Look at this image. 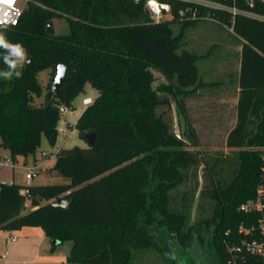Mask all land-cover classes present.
I'll return each instance as SVG.
<instances>
[{
	"label": "trees",
	"instance_id": "trees-1",
	"mask_svg": "<svg viewBox=\"0 0 264 264\" xmlns=\"http://www.w3.org/2000/svg\"><path fill=\"white\" fill-rule=\"evenodd\" d=\"M158 1L169 5L158 22L146 15V0H30L16 25H0L7 42L30 57L11 70L0 48V72L13 71L11 79L0 76V148L14 163L34 154L41 134L57 133L60 105L71 107L86 83L99 93L74 124L83 139L92 132L94 143L56 152L52 169L69 183L0 182V231L40 226L51 240L71 244L70 264H129L134 250L156 247L155 228L179 251L197 233L214 264H231L226 243L241 236L238 225L260 216L238 206L264 186V1ZM191 11L230 28L241 50L236 123L223 141L228 152L214 155L199 148L189 124L177 136L167 115L174 102L184 113V97L213 85L201 80L200 55L176 52L185 29L200 19ZM54 18L68 22L66 34H48ZM174 23H181L178 34ZM57 63L66 66L65 81L48 107L35 103L39 72ZM153 69L167 81L154 86ZM56 197L67 206H54ZM246 262L264 259L249 255Z\"/></svg>",
	"mask_w": 264,
	"mask_h": 264
},
{
	"label": "rangeland",
	"instance_id": "rangeland-1",
	"mask_svg": "<svg viewBox=\"0 0 264 264\" xmlns=\"http://www.w3.org/2000/svg\"><path fill=\"white\" fill-rule=\"evenodd\" d=\"M203 1L208 7L217 5L215 2ZM185 11L188 12L189 9ZM182 13L183 11L180 12V14ZM195 17L200 19H198L195 25L185 29L181 46L176 52L181 54L183 50H187L204 54L208 53L209 58L199 59L196 66L199 68L200 73L205 72V74H203V79L209 82H217L212 89H218L221 87L223 79L221 67L223 57L224 63H226V61L230 62L232 70L237 68V60L241 51L239 41L234 34H232L230 28L228 29L227 27L219 25L210 17V14L204 13L200 16L196 14ZM121 20L126 23H131L133 21L125 18H121ZM52 22L55 34L64 35L69 31L68 22H66L65 19L54 18ZM180 27L181 23L172 24L173 33L178 34L180 32ZM26 58L27 55L25 54V61ZM25 61L18 65H23ZM0 73H3V71ZM153 73L155 75V80L152 83L154 86H158L159 83L167 81L157 70L153 69ZM38 78L42 88V94L40 96H35L34 101L37 104H42L44 103L46 94L51 89V84L54 79L53 69L48 68L39 72ZM84 87V92L75 97L68 111L60 114L57 123L55 143L52 145L49 139L50 137L48 138L45 134H41L40 144L34 154H28L27 156L21 155L13 164V168L8 166L0 168V182L10 181L19 185L69 183L68 178L60 176L52 167L55 162L56 152L59 149H68L72 146H79L81 148L88 147L87 140L78 135L74 124L85 109L82 103L84 97H89L93 100L99 93L89 83H86ZM199 105H201L199 109L192 110L186 103L188 112L179 113V106L177 107L175 102L172 103L171 108L167 111V115L172 119L173 132L181 137L183 128L186 127V124H189L190 127L193 128L194 133H196L199 148L203 149V151H207L210 155H214V152L218 149L228 152V150L224 148L222 133H212V130L217 126L215 122L216 120L218 121L221 109H223L220 107L219 101L212 100L207 103L199 101L198 106ZM204 106L205 108H202ZM185 118H187V121H185ZM224 130L226 131V129ZM0 152L8 154V151L5 149L0 150ZM30 169L35 170L37 175L31 180H27L26 173L29 172ZM201 174L202 170L200 168L198 173L199 182H201ZM27 206H29V204ZM153 232L156 247L134 250L129 264H214V256L211 247H209L207 242L205 244L204 241L202 243L198 241L197 233H195L193 239L188 242L185 251H179L178 247L175 245L172 246L171 243L169 244L171 239H169L167 234L163 231L155 228ZM202 233L205 238L209 237V232L202 231ZM68 245L69 242H63L57 246V250L67 248Z\"/></svg>",
	"mask_w": 264,
	"mask_h": 264
},
{
	"label": "crops",
	"instance_id": "crops-1",
	"mask_svg": "<svg viewBox=\"0 0 264 264\" xmlns=\"http://www.w3.org/2000/svg\"><path fill=\"white\" fill-rule=\"evenodd\" d=\"M191 52L200 55L198 60L201 58H209L208 53ZM239 65L240 56H238L237 68L235 70H232L230 62L226 61L224 63L223 57L221 64L223 79L221 87L218 89H212L217 82H209L203 79L205 72L200 73L199 68L196 66L201 80L205 83H212L213 85L199 86L196 91L184 97L185 108L187 103L192 110L199 109L201 106H198L199 101L206 103L212 100L219 101L220 107L223 109H221L218 121L216 120L215 122L217 126L212 130V133L216 134L217 132H221L224 139L228 135V130L236 123L235 107L238 101L237 96L239 90L236 77L240 70ZM202 108H205V106ZM187 112L188 108L185 109V113ZM10 235H16L17 239L14 241L8 240ZM58 245L56 244L54 246L52 244V240L44 234L40 226H22L19 230L0 231V264H70L67 263L66 257L70 252L71 244L69 243L68 247L62 250H57Z\"/></svg>",
	"mask_w": 264,
	"mask_h": 264
},
{
	"label": "built area",
	"instance_id": "built-area-1",
	"mask_svg": "<svg viewBox=\"0 0 264 264\" xmlns=\"http://www.w3.org/2000/svg\"><path fill=\"white\" fill-rule=\"evenodd\" d=\"M30 0H11V3L0 0V25H16L20 19L26 4ZM202 4H206L203 0H197ZM250 5L256 2H263L264 0H246ZM146 8H148L150 16L156 22L161 20L163 11L169 10V5L166 3H160L158 0H146ZM217 4V3H216ZM216 6H219L217 4ZM190 16L194 17V11L190 12ZM91 98L84 97L82 103L84 106L90 104ZM69 107L66 105H60L59 112L65 113ZM0 150H4L0 148ZM262 172L264 174V155L262 156ZM14 162L12 161L10 154L0 152V168L5 166L13 168ZM37 175L35 170L30 169L26 173V179L31 180ZM28 196V192L25 191ZM28 205V203H26ZM238 209L244 213L256 212L260 216L256 223H252L250 226L238 225L237 230L241 235L235 239V242L226 243L227 251L229 253V262L231 264H247L246 260L249 255L259 256L264 259V186L260 184L256 188L255 197L239 204ZM16 235H10L8 240H16Z\"/></svg>",
	"mask_w": 264,
	"mask_h": 264
},
{
	"label": "water",
	"instance_id": "water-1",
	"mask_svg": "<svg viewBox=\"0 0 264 264\" xmlns=\"http://www.w3.org/2000/svg\"><path fill=\"white\" fill-rule=\"evenodd\" d=\"M145 13L147 16L150 15L148 8L145 9ZM47 32H48V34H54L52 21H50L47 24ZM29 61H30V57L27 56L24 65L27 66ZM53 71H54V79H53V82L51 84V89L48 93V96L44 100L45 107H48L50 105V102H51L50 98L52 97L53 94H55L57 92V90L60 88L59 86L66 79L67 71H66V66L64 64H61V63L55 64L53 66ZM85 138L87 140L88 145H92L95 141V135L92 132L86 133ZM49 139H50L51 144L53 145L56 141V134L53 133ZM67 204H68V201L62 199L61 197H56L54 199V203H53L54 206H60V207H66ZM52 244L55 246L56 244H59V241L56 239L52 240Z\"/></svg>",
	"mask_w": 264,
	"mask_h": 264
},
{
	"label": "clouds",
	"instance_id": "clouds-1",
	"mask_svg": "<svg viewBox=\"0 0 264 264\" xmlns=\"http://www.w3.org/2000/svg\"><path fill=\"white\" fill-rule=\"evenodd\" d=\"M0 48L6 50L7 54L4 55V62L7 64L8 68L11 70H15L18 64H22L25 61V50L19 43H9L5 39L3 33H0ZM7 79H11L13 76V71H7L0 73ZM21 75L19 71L15 72V76L18 78Z\"/></svg>",
	"mask_w": 264,
	"mask_h": 264
},
{
	"label": "snow or ice",
	"instance_id": "snow-or-ice-1",
	"mask_svg": "<svg viewBox=\"0 0 264 264\" xmlns=\"http://www.w3.org/2000/svg\"><path fill=\"white\" fill-rule=\"evenodd\" d=\"M5 2L11 3V0H5Z\"/></svg>",
	"mask_w": 264,
	"mask_h": 264
}]
</instances>
